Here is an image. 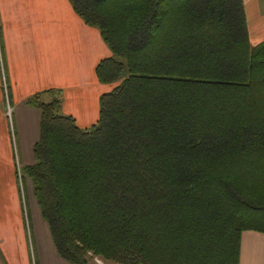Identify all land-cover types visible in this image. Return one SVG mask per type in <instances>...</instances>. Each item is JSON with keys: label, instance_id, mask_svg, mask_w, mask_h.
I'll list each match as a JSON object with an SVG mask.
<instances>
[{"label": "trees", "instance_id": "16d2710c", "mask_svg": "<svg viewBox=\"0 0 264 264\" xmlns=\"http://www.w3.org/2000/svg\"><path fill=\"white\" fill-rule=\"evenodd\" d=\"M67 2L105 44L107 88L86 127L58 89L24 99L39 123L20 205L23 176L69 264H238L240 233L264 234V39L242 0Z\"/></svg>", "mask_w": 264, "mask_h": 264}, {"label": "crops", "instance_id": "0c3cea01", "mask_svg": "<svg viewBox=\"0 0 264 264\" xmlns=\"http://www.w3.org/2000/svg\"><path fill=\"white\" fill-rule=\"evenodd\" d=\"M242 3L248 39L254 45L264 39V0H242ZM59 11L68 14L76 30L89 32L92 28L75 16L67 0H0V264H29L27 245L25 250L23 242H19L25 232L14 176L13 148L22 165L32 162L39 110L25 104L24 99L45 89H58L61 111L72 116L79 127H86L96 119L98 96L107 88L94 76L97 60L108 53L103 44H98L101 39L97 30L93 31L92 43L90 37L84 36L89 43L85 51L77 54L78 57L82 52V57L75 60L73 76L72 67H66L64 23L57 20ZM4 97L10 110L9 120L3 110ZM27 191L31 195L29 181ZM33 206L37 210L34 203ZM47 243L40 254V264H69ZM19 249L23 252L22 260L17 253ZM238 264H264L263 233L252 230L240 233Z\"/></svg>", "mask_w": 264, "mask_h": 264}, {"label": "rangeland", "instance_id": "374dc122", "mask_svg": "<svg viewBox=\"0 0 264 264\" xmlns=\"http://www.w3.org/2000/svg\"><path fill=\"white\" fill-rule=\"evenodd\" d=\"M60 16L57 19L59 22H63L64 23V32L62 34V36L65 37V43H64V52H65V65L66 67L71 66L72 67V76L75 74L76 70H75V60L79 57H82V52H80V55L77 57L78 52L81 51H85V46L88 45L89 41L90 43H92V37L93 35V31L96 30L94 28H90V30H88L89 32H80L78 30H76V24L72 23L71 19H69V16L66 12L63 11H59L58 13ZM92 29V30H91ZM84 36L86 38H89V41L87 39L84 38ZM103 44L105 46V44L99 40V45ZM70 48H72V53L74 55V58H72L71 54H70ZM92 57V56H91ZM71 76V77H72ZM4 108L3 110H7L8 104L6 105V99L4 97ZM15 157H16V161L18 163V168L20 170V167H22V163L19 161L18 159V155L16 153L15 148H13V168H14V172L16 170V163H15ZM22 173V171H21ZM23 174V173H22ZM15 176V175H14ZM21 188L22 193L20 192L22 198H23V189H24V194H25V199L22 201L21 199V203H22V210H23V216H24V232L22 233L24 234L22 237L21 234V240L19 239V242H23L24 244V249L26 250V245H27V249H28V256H29V264H40L39 263V257L40 254L42 253V249L46 248L48 243H50V245L52 246L53 250L55 251L51 238H50V234L46 228V224L45 222L42 220L41 216H40V212L39 209L37 207V205L35 204V201L33 199V197L28 194L27 191V181L25 180V178L22 176V181L21 184L19 186V189ZM16 189H17V184H16ZM18 193V192H17ZM19 200V199H18ZM34 205H36L37 210L34 211ZM21 215V213H20ZM18 234V236H19ZM7 236V235H6ZM17 253L19 255V258L22 260V250L19 249L17 250ZM86 264H116L114 262L108 261L105 262L97 257H93L92 259L88 260Z\"/></svg>", "mask_w": 264, "mask_h": 264}, {"label": "built area", "instance_id": "2783aa9c", "mask_svg": "<svg viewBox=\"0 0 264 264\" xmlns=\"http://www.w3.org/2000/svg\"><path fill=\"white\" fill-rule=\"evenodd\" d=\"M7 105V104H6ZM9 113H10V110H9V108L7 109V110H5V115L7 116V119L9 120ZM15 163H16V172H17V175H18V181L20 182V175H19V168H18V163H17V161H16V157H15ZM20 190H21V188H20ZM21 195V194H20ZM21 200L23 201V198H22V196H21Z\"/></svg>", "mask_w": 264, "mask_h": 264}]
</instances>
